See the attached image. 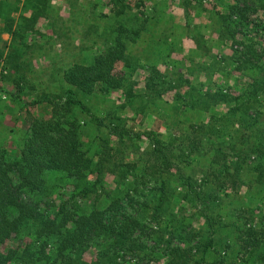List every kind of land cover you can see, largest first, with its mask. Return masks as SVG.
<instances>
[{"label": "trees", "instance_id": "trees-1", "mask_svg": "<svg viewBox=\"0 0 264 264\" xmlns=\"http://www.w3.org/2000/svg\"><path fill=\"white\" fill-rule=\"evenodd\" d=\"M20 1L31 10L24 22L12 4ZM130 1L90 11L97 51L63 70L62 95L43 97L50 113L31 118L18 155L0 150V264H264V22L254 17L264 0H183L186 16L193 3L211 7L212 34L193 18L185 34L176 23L164 30L161 15ZM49 2L0 0V21L21 36ZM137 68L147 70L140 90ZM90 97L109 106L96 114ZM125 107L155 112L169 136L133 131ZM88 127L97 143L84 144ZM143 135V165L114 163L106 170L123 186L105 191L116 144ZM149 181L151 205L135 198Z\"/></svg>", "mask_w": 264, "mask_h": 264}, {"label": "rangeland", "instance_id": "rangeland-1", "mask_svg": "<svg viewBox=\"0 0 264 264\" xmlns=\"http://www.w3.org/2000/svg\"><path fill=\"white\" fill-rule=\"evenodd\" d=\"M48 11L33 22V29H24L21 31L23 34L20 36L15 33H11L4 28V24L0 21V150L4 152V158H12L18 155L19 147L22 140L26 137L28 132L29 121L32 117H45L50 113V104L43 99L44 96L52 95L60 97L62 90L66 85L63 81L62 72L72 61H81L90 52H96L98 43L91 46V39L93 32L89 26L92 13L95 12H107L106 7L108 0H49ZM94 6H91L90 3ZM95 2V4H94ZM130 2H139L141 8H145L146 11H152L157 16L161 15L159 25L164 30L171 24H179L184 27L176 29V34L180 31L187 33L185 28V22L187 18H193L195 22H204L206 26L202 31L207 34H212L211 31V15L210 8L207 11L202 9L196 3L189 5V15L184 14L183 0H131ZM143 2V3H141ZM189 2H198V0H191ZM207 2V0H203ZM17 5L15 16L19 21L24 22L22 16L30 14V9L22 8L23 2H13ZM209 4V3H208ZM205 6V5H204ZM260 19V22H264V11L259 10L254 15ZM159 20V19H158ZM18 21V22H19ZM89 27V29H88ZM22 30V29H21ZM191 42L187 38L184 39V48H190ZM119 63L116 62L114 73L119 74L121 69ZM165 70V66L161 67ZM147 70L137 68L133 74V78L137 80L136 87L140 90L143 86L144 76ZM196 77V76H195ZM219 81L220 77H216ZM231 83L232 80L229 79ZM120 92L114 91L110 96H119ZM124 97V96H123ZM122 97V99H123ZM121 99V100H122ZM36 100L33 104L32 101ZM120 100V101H121ZM119 102V101H118ZM90 103L99 108L94 110V113L101 114V110L109 106V102H104L101 98H91ZM96 108V109H97ZM122 114L125 124L133 131H142L148 129H157L163 134V138L169 136L165 134L166 128L161 126L162 122L155 112L145 111L142 115H136L132 112L131 108L125 107L118 109ZM92 112V109H91ZM96 131L91 127H88L83 133L85 143H97L99 140L95 136ZM103 132L99 133L101 136ZM115 137H112L110 143L116 144ZM124 139V142H118L119 149L112 154L110 161L105 162L104 166V188L105 191L113 192L123 185H118L116 188V181L114 176L118 178L117 172L115 175L109 173L106 169L117 166V163L121 160L132 161L135 158H139V164L143 165L147 154H144L146 149L149 150V142L143 135L139 140ZM87 146V145H85ZM121 149V150H120ZM142 154V157L140 155ZM145 159V160H142ZM154 168L151 165L148 170L152 171ZM129 180L132 179L130 174H127ZM138 193L135 194V198L140 201L147 198V202L151 205V201L157 195H152L151 181L144 187L140 183L137 184ZM104 193H99L98 201L104 200ZM83 205H88L90 200L88 198H82ZM134 207H127L128 211L134 212ZM149 207V206H148ZM191 210V207H189ZM144 209H147V207ZM149 209H151L149 207ZM264 210V208H263ZM150 212H152L150 210ZM148 218V217H146ZM153 225L157 223L153 222ZM147 243H150L149 241ZM162 252L161 249H158ZM94 253L93 249L88 250L86 258H89ZM130 255H126L124 258L129 260ZM157 260H163L164 255L161 253L156 255Z\"/></svg>", "mask_w": 264, "mask_h": 264}]
</instances>
